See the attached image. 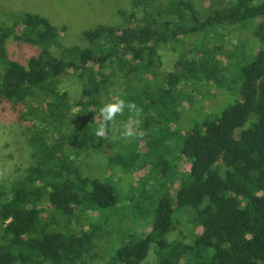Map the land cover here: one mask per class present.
<instances>
[{"label": "trees", "instance_id": "16d2710c", "mask_svg": "<svg viewBox=\"0 0 264 264\" xmlns=\"http://www.w3.org/2000/svg\"><path fill=\"white\" fill-rule=\"evenodd\" d=\"M123 6L69 45L39 12L0 18V114L25 149L0 166V264H264V0ZM117 97L142 109L146 136L95 135ZM184 220L202 232H177Z\"/></svg>", "mask_w": 264, "mask_h": 264}, {"label": "rangeland", "instance_id": "374dc122", "mask_svg": "<svg viewBox=\"0 0 264 264\" xmlns=\"http://www.w3.org/2000/svg\"><path fill=\"white\" fill-rule=\"evenodd\" d=\"M123 1L126 0H87L86 2L84 0H0V18L6 19V15L11 12L16 14H20L25 11L39 12L49 17L56 25L67 26V31L61 32V40L64 44L69 45L72 43L82 42L81 32L85 28L93 26L96 23H111L116 20L120 13V8L124 7ZM220 29L221 31H224L227 34L229 33L227 27H221ZM241 33L242 31L238 29V26H234L233 32L230 36V40L234 44L241 43L239 37ZM255 53L256 52L252 51L251 46L250 50L248 51V54L252 57ZM173 59L174 58H172L171 56L168 57L166 60V65L170 67L173 63ZM68 85L71 86V89L72 87L76 88L75 85L72 84V82H69ZM237 92V89H233L232 91L221 90V93H218L214 98L213 105L215 110L221 109L228 102L236 98L238 96ZM198 98L199 97H197L196 99ZM184 103L185 105H189L190 101L187 99L184 101ZM205 106H208V104L206 103ZM191 110H193V108H191ZM20 131L21 124L15 119L14 116L0 114V159H2L0 160V166L2 162L5 161V163L9 166L11 173L15 170V166H13L12 162H16L19 159H22L21 155H23L25 152L22 143L23 140H21L20 138ZM111 132H113V134L108 135L107 137L110 136L111 138L117 135L119 137L121 136L120 131H117L116 128L112 127ZM107 137L104 138V140H106ZM178 140L179 138L175 137L174 135L172 141L177 142ZM170 141L171 140H169V142ZM168 149L169 146H166V144H162L158 152L160 150L165 151ZM172 155L173 153L171 154V157L172 160H174V157ZM171 157H169L170 163ZM189 168L190 163L188 161L183 160L180 162V173L186 172ZM179 185L180 182L177 181L174 186L179 187ZM150 188H152V186H149V189ZM136 200H139V198H136ZM127 204L131 205L128 203V201ZM103 213L104 212L99 211V215L101 214L99 219L105 221V213ZM141 217L142 214L141 212H139L137 214L138 222ZM107 222H110L112 224L118 223L120 229H122L123 227L127 228V223L124 215H112L109 217V219H107ZM181 229L186 230L189 235H192L193 233L202 232L201 227H193V225L190 222H187L186 220L183 221L180 229L177 230V232H179ZM176 236L177 235H175L174 237ZM114 245L115 242L112 241L111 246Z\"/></svg>", "mask_w": 264, "mask_h": 264}, {"label": "clouds", "instance_id": "9594fccd", "mask_svg": "<svg viewBox=\"0 0 264 264\" xmlns=\"http://www.w3.org/2000/svg\"><path fill=\"white\" fill-rule=\"evenodd\" d=\"M126 109L132 115L122 123L121 137L134 139L146 136L147 131L140 128L141 120L139 117L142 109L135 102L120 97L104 103L95 114L93 118L94 123L97 125L95 135L100 139L106 138L114 126L117 116H122Z\"/></svg>", "mask_w": 264, "mask_h": 264}]
</instances>
